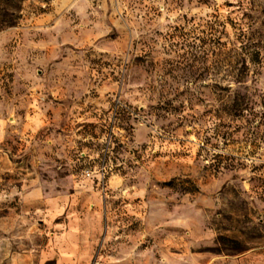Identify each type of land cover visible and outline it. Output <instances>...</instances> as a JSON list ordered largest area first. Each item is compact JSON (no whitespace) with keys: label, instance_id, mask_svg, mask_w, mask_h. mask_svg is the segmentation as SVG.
<instances>
[{"label":"rangeland","instance_id":"1","mask_svg":"<svg viewBox=\"0 0 264 264\" xmlns=\"http://www.w3.org/2000/svg\"><path fill=\"white\" fill-rule=\"evenodd\" d=\"M20 14L0 30V264H264V0Z\"/></svg>","mask_w":264,"mask_h":264},{"label":"trees","instance_id":"2","mask_svg":"<svg viewBox=\"0 0 264 264\" xmlns=\"http://www.w3.org/2000/svg\"><path fill=\"white\" fill-rule=\"evenodd\" d=\"M23 0H0V30L15 26L21 17Z\"/></svg>","mask_w":264,"mask_h":264},{"label":"built area","instance_id":"3","mask_svg":"<svg viewBox=\"0 0 264 264\" xmlns=\"http://www.w3.org/2000/svg\"><path fill=\"white\" fill-rule=\"evenodd\" d=\"M85 174H86V176H91L92 172L87 171ZM102 177H103V178L106 177V171H103V172H102Z\"/></svg>","mask_w":264,"mask_h":264}]
</instances>
